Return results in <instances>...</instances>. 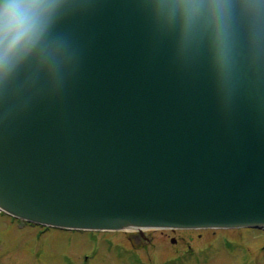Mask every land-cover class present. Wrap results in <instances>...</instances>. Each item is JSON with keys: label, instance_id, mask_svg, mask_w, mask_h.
Segmentation results:
<instances>
[{"label": "water", "instance_id": "water-1", "mask_svg": "<svg viewBox=\"0 0 264 264\" xmlns=\"http://www.w3.org/2000/svg\"><path fill=\"white\" fill-rule=\"evenodd\" d=\"M45 2L35 46L0 47V206L74 228L264 224V0Z\"/></svg>", "mask_w": 264, "mask_h": 264}, {"label": "rangeland", "instance_id": "rangeland-1", "mask_svg": "<svg viewBox=\"0 0 264 264\" xmlns=\"http://www.w3.org/2000/svg\"><path fill=\"white\" fill-rule=\"evenodd\" d=\"M20 224L19 220L0 212V264H114L111 259H133L132 254L122 247L112 249L116 246L115 242L122 246L127 242L123 236L126 233L122 231L44 229L40 225ZM210 233L207 232V237ZM248 233L256 234L260 230L248 229ZM108 238H111L110 244L106 242ZM152 247H146L148 258L151 253L148 249ZM164 254L156 256V259L161 260ZM263 259L264 253L250 254L248 251L234 255L233 259L232 256H225L217 264H239L247 260L249 264H263ZM166 261H169L167 264H195L194 257L189 255L168 258Z\"/></svg>", "mask_w": 264, "mask_h": 264}, {"label": "flooded vegetation", "instance_id": "flooded-vegetation-1", "mask_svg": "<svg viewBox=\"0 0 264 264\" xmlns=\"http://www.w3.org/2000/svg\"><path fill=\"white\" fill-rule=\"evenodd\" d=\"M207 232L208 230L166 228L147 233L142 230H135L123 236L127 240L125 245L135 253L148 257L145 253L146 247L154 246L148 249L151 252L149 257L159 256L160 253H166L163 256H169V258L181 254H194L196 264H214L213 262L218 253H223L228 258L232 256V259L238 253H247L248 251H250V254L253 252L264 253L262 233L257 235L238 230H224L216 233L212 230L207 237ZM124 263L128 262L125 261ZM243 263L249 264V260Z\"/></svg>", "mask_w": 264, "mask_h": 264}, {"label": "clouds", "instance_id": "clouds-1", "mask_svg": "<svg viewBox=\"0 0 264 264\" xmlns=\"http://www.w3.org/2000/svg\"><path fill=\"white\" fill-rule=\"evenodd\" d=\"M48 11L45 0H0V47L3 59L18 50L35 46L44 31V17ZM193 14L198 7L190 4Z\"/></svg>", "mask_w": 264, "mask_h": 264}, {"label": "bare ground", "instance_id": "bare-ground-1", "mask_svg": "<svg viewBox=\"0 0 264 264\" xmlns=\"http://www.w3.org/2000/svg\"><path fill=\"white\" fill-rule=\"evenodd\" d=\"M0 212H4V213H7L8 215H10V216H12L13 218H15V219H17V220H19V222L21 223V224H23V225H40V226H42L44 229H48V228H45V226H44V224L43 223H41V222H37V221H32V220H28V219H24V218H22V217H20V216H18V215H16V214H13V213H11V212H9V211H7V210H5L4 208H2L1 206H0ZM20 224V225H21ZM160 254H162V253H160ZM225 256L226 255H224L223 253H218L217 254V257L215 258V261L213 262L214 264H217V262L218 261H223V259L225 258ZM219 264H221V263H219ZM243 264H247V263H243ZM263 264H264V259H263Z\"/></svg>", "mask_w": 264, "mask_h": 264}]
</instances>
